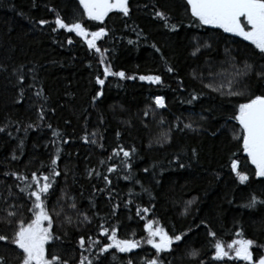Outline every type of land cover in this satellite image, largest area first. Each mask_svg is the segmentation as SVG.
<instances>
[{"label": "trees", "instance_id": "16d2710c", "mask_svg": "<svg viewBox=\"0 0 264 264\" xmlns=\"http://www.w3.org/2000/svg\"><path fill=\"white\" fill-rule=\"evenodd\" d=\"M128 4V16L113 10L100 22L83 14L79 0H0V65L7 68L0 71V127L6 128L0 132V214L8 198V203L24 205L17 208V219L21 215L26 220L31 218L26 194L15 187L19 183L16 178L5 173L30 176L42 162L48 164L59 147L61 175L56 177L51 200L54 203L64 189L69 198L64 213L72 216L74 223H62L64 215L56 219L54 235L60 239L46 245L48 253L78 264L80 236L86 245L89 236L109 242L99 236L98 228L107 217L109 225L117 226L120 239L144 240L147 219L158 220L170 233L191 229L184 242L173 246L175 251L160 254L164 264H200L201 260L204 264H245L238 259H214L215 240L208 235L209 229L225 243L242 232L243 238L255 241L252 251L258 258L264 254V249L257 247L264 245V204L254 208L245 205L252 195L264 200V178L255 177V166L242 152L241 143L233 139L240 133L238 122L228 120L233 106L244 102L245 97L221 95L213 88L223 85L222 91L227 93L231 81L233 91L264 93V80H258L255 72L235 75L236 71L243 72L245 62L255 65L256 71H264V59L242 37L213 26H195L186 0H128ZM156 11L170 17V23L178 27H166L155 16ZM57 14L66 23L80 19L89 32L106 29L107 35L97 41L102 51L107 49L105 64L84 38L65 29L53 31ZM40 20L49 23L40 25ZM197 46L200 51L192 55ZM109 65L112 72H125V78H105L104 68ZM168 66L176 71L167 72ZM17 68L24 74L23 82L13 72ZM194 71L203 74V82L193 78ZM210 71L217 74L214 79L208 77ZM142 75H160L162 83L142 81ZM97 76L105 80L103 86L96 83ZM209 83L212 88L205 87ZM41 89L42 96L38 97ZM98 91H103V96L94 102ZM193 92L199 98L189 104ZM156 96L164 97L165 108H155ZM41 108L43 120L39 118ZM153 109L155 116H144L145 110ZM161 117L163 124L159 123ZM189 123L192 129L184 127ZM169 129L170 142L156 143ZM54 131L61 135L54 136ZM120 146L137 149L130 161L132 180L123 178L129 173L122 166L107 172L112 164L121 165L122 156L109 160L113 149ZM14 152L17 160L11 159ZM232 158L238 159L239 170L249 175L245 184L230 171ZM180 163L185 167L180 168ZM145 168L149 172H144ZM105 175L110 185H106ZM73 198L80 211L93 217L90 224L75 226V213L67 206ZM194 198L189 213L182 215L185 202ZM116 204L119 207L113 215ZM145 207L150 211L141 219L137 208ZM12 231L0 223V234L11 237ZM193 248L200 250L199 259L188 256ZM16 251L15 245L0 241V255L9 258L8 264H18L10 259ZM155 255L151 245L142 243L130 253L110 250L103 264H128L129 259L132 264H144Z\"/></svg>", "mask_w": 264, "mask_h": 264}, {"label": "snow or ice", "instance_id": "6c2138e0", "mask_svg": "<svg viewBox=\"0 0 264 264\" xmlns=\"http://www.w3.org/2000/svg\"><path fill=\"white\" fill-rule=\"evenodd\" d=\"M79 5L83 8V14L91 21L103 22L105 17H107L113 10H119L124 16L129 15L128 0H79ZM186 6L195 26H213L215 28L223 29L225 33H232L236 36L242 37L245 41H249L254 45L255 49L258 50V55L264 59V0H186ZM155 16L164 21L165 26L170 27L172 30H175L178 27L175 24H171L170 17L166 16L161 11H156ZM54 22L56 28H54L53 31L57 28L65 29L69 33L74 32L78 37L84 38L87 47L89 49H94L95 53L100 55V63L105 64V53L107 52V49L102 51L101 48L97 46V41L107 35V31L104 27H100L97 31L89 32L80 19H77L72 23H66L59 14L56 15ZM47 23L49 22L46 20L39 21L40 25ZM68 42L72 43L71 40ZM129 43H131V41H129ZM153 47H155V45H153ZM156 51L159 52L160 49L156 48ZM199 51L200 47L197 46L192 55H196ZM166 70L169 73H174L176 71L172 66H168ZM0 71H7L6 66L0 65ZM13 72L18 76L19 81L23 82L24 74L21 72V69H13ZM253 72H255L258 80H264V71H256L255 65L247 62L244 64L243 72L236 71L235 75L248 76ZM103 75L105 78L108 76L125 78V72H112L110 65L105 66ZM215 75L217 74H214L211 71L208 73L210 79H214ZM128 78L135 79V77ZM193 78H199L201 82H203L204 76L202 73L197 75L194 71ZM139 79L142 81H149L153 84L162 83L160 75H142ZM96 83L103 86L105 80L97 76ZM180 83L182 84L183 82L180 81ZM205 87L212 88L213 85L209 83L205 85ZM222 88L223 85L213 88V90L220 92L221 95L245 97L244 102L233 106V114L228 117V120L238 122L240 133L239 135H234L233 139L241 143L242 152L246 153V158L255 166V177L264 178V93L254 94L251 91H233L231 90V81L229 82V91L227 93H224ZM42 93L43 90L41 89L36 95L40 97L42 96ZM102 96L103 91H98L93 97V101L95 102ZM198 98L199 94L193 92L188 103L191 104ZM154 104L155 108L166 107L163 96H156L154 98ZM149 107L151 108V106ZM149 115L155 116V110L153 109L151 112L145 110L144 116L148 117ZM39 118L41 120L44 118L43 108H41L39 112ZM177 120L179 121V118H177ZM159 123H165L162 117ZM176 126L179 127V124ZM30 127H32V125L28 126V128ZM48 127L50 128L51 125H48ZM184 127L192 129V124H185ZM28 128H25V132H27ZM4 131H6V128L0 127V132ZM170 132L171 129L163 134V139H157L156 143L163 144L170 142ZM9 135H11V133H9ZM53 135L59 137L61 134L58 131H54ZM91 135L95 136L96 133H92ZM119 135V132H117V136ZM213 135H215V133H213ZM84 139L87 141L88 136L86 135ZM90 142L96 143L95 140ZM53 143H55V141H53ZM64 143H67V141H64ZM100 146L103 147V145ZM149 147H151V143L149 144ZM19 148L22 151V140L20 141ZM136 152L137 149L134 146L128 150L123 146L113 149V154L109 157V160L122 156L121 165L112 164L107 168V172H116L118 168L122 166L127 169L129 173L123 178L125 180H132V164L130 161ZM192 152L195 156L196 150L192 149ZM60 155L61 150L57 147L54 157L50 158V162L48 164L42 162L38 170L31 172L30 176L18 172L5 173V175H11L16 178L19 183H17L15 187L19 189L20 193L26 194L27 200L31 203V207L27 210L31 213L30 219L26 220L23 215L17 219V208L19 207V209H23L24 205L21 204L17 206L15 202L8 203V198H5L6 207L2 210L3 214H0V223H4L13 228L11 237L0 234V241H5L16 246L17 251L10 259L18 261V264H69L68 260L61 259L57 254H50L46 249V245H49V242L60 239L58 236L54 235L56 219H59L64 215L65 218L62 223L68 225L74 223L72 216L65 215L64 213L66 200L69 199L67 192L62 189L61 197H58L54 203L51 200L55 193L54 185L56 183V177L61 175V172L58 170ZM233 157H235V153H233ZM11 159H18L15 152L12 154ZM179 159L180 157L177 155L175 158L176 162H178ZM101 163L103 164L104 161H101ZM169 163H172V161ZM239 163L238 159L232 158L230 160V171L235 174V178L240 184H245L249 181L250 177L245 172L239 170ZM179 167L184 168L185 165L180 163ZM94 171L95 170L89 172V175L91 176ZM143 171L147 173L149 172V169L145 168ZM95 174L97 176L100 175L99 173ZM103 179L106 185L111 184V180H109L107 175H105ZM135 183H139V181L137 180ZM11 188L12 186H9L8 188L9 197H12L13 195ZM144 191H147V189H144ZM129 195H132V193L130 192ZM109 198L111 199V193L109 194ZM194 202L195 198L185 202L182 215H187L189 213V206ZM129 203H131V201H129ZM258 203L264 204V200H260L255 195H252L250 201L245 207L254 208ZM67 206L75 213L76 227L91 223L93 217H89L86 212L80 211L74 198ZM118 207V204L113 205V215H115V209ZM149 211L150 209L147 207L142 209L137 208V215L140 216L141 219H144ZM103 219L104 222L98 224L99 236L106 237L109 242L102 243L100 238L93 239L92 236H89V243L86 245L84 236H80L78 240L80 248L78 264H103V257L105 254L109 253L110 250L115 249L120 253H130L134 249L140 248L142 243L151 245L156 252L154 257L145 259L144 264H164L160 254H171L175 251L173 246H179V244L184 242L188 232L192 231L189 229L188 232L172 231L170 233L165 227L160 225L158 220L147 219L144 223V229L147 232V236L144 240L120 239L118 238L117 226L109 225L107 223V217ZM204 223V221H201V224ZM198 227L199 225H197V228ZM208 235L215 240L213 245L214 259L222 260L224 258H230L238 259L245 262V264H264V254H261L258 258H254L252 249L255 245V241L243 238L242 232L236 233V235L241 238L233 239L230 243H225L216 239V233L210 229ZM257 247L264 249V245H257ZM92 249H96L95 254L92 253ZM85 253L89 254L85 255ZM231 253H234V256L230 255ZM187 254L189 257L199 259L200 250L193 248ZM49 255H51V258H48ZM8 259L9 258L0 255V264H8ZM113 260H115L114 254ZM128 264H132L131 259L128 260ZM200 264H204V262L201 260Z\"/></svg>", "mask_w": 264, "mask_h": 264}, {"label": "rangeland", "instance_id": "374dc122", "mask_svg": "<svg viewBox=\"0 0 264 264\" xmlns=\"http://www.w3.org/2000/svg\"><path fill=\"white\" fill-rule=\"evenodd\" d=\"M89 38H90V37H89ZM238 238H241V237H238ZM238 238H236V239H238ZM230 255L234 256V253H231Z\"/></svg>", "mask_w": 264, "mask_h": 264}]
</instances>
